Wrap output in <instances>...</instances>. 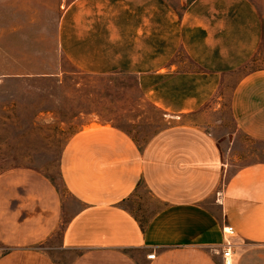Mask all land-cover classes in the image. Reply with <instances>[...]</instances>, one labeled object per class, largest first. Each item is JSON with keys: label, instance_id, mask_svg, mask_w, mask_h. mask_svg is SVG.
Instances as JSON below:
<instances>
[{"label": "crops", "instance_id": "crops-1", "mask_svg": "<svg viewBox=\"0 0 264 264\" xmlns=\"http://www.w3.org/2000/svg\"><path fill=\"white\" fill-rule=\"evenodd\" d=\"M37 32H52L56 51L79 70L135 74L171 123L142 149L109 123L74 133L59 158L79 204L68 219L40 171L0 172V264H60L57 252L75 253L71 264H223L224 226L235 231V264H264V161L237 169L220 191L218 142L181 121L264 48V0H193L182 14L165 0H0V37L12 35L14 53H34ZM180 45L198 69L180 71L165 57ZM230 109L238 130L264 141V66L239 77ZM141 186L160 205L146 221L127 206Z\"/></svg>", "mask_w": 264, "mask_h": 264}, {"label": "rangeland", "instance_id": "rangeland-1", "mask_svg": "<svg viewBox=\"0 0 264 264\" xmlns=\"http://www.w3.org/2000/svg\"><path fill=\"white\" fill-rule=\"evenodd\" d=\"M165 1L182 14L193 0ZM152 18L150 24L156 25V18ZM164 20L165 32H173L171 11H166ZM46 27L50 28L49 24ZM55 47L52 32H37L36 43L31 46L36 51L31 54L14 53L12 35L0 37V172L12 167L40 171L60 194L64 219H68L78 211L79 204L62 183L59 158L74 133L89 123H109L126 131L142 149L171 119L143 97L135 74L84 72ZM171 53L165 57L175 62L178 70L199 68L183 46H178L173 56ZM263 66L264 48H260L247 66L228 76L204 105L181 120L210 132L218 142L226 168L220 191L226 177L237 169L264 161V141L253 140L238 130L230 109L232 90L239 77ZM127 204L142 221L160 206L144 186ZM6 251L0 246L1 254ZM57 253L60 264H71L76 258L72 252Z\"/></svg>", "mask_w": 264, "mask_h": 264}, {"label": "built area", "instance_id": "built-area-1", "mask_svg": "<svg viewBox=\"0 0 264 264\" xmlns=\"http://www.w3.org/2000/svg\"><path fill=\"white\" fill-rule=\"evenodd\" d=\"M235 231L231 226H224L223 227V243L221 246V254L223 259V264H235V257H234V243L232 241V236L234 235ZM150 259L155 258V254H150L148 256Z\"/></svg>", "mask_w": 264, "mask_h": 264}]
</instances>
